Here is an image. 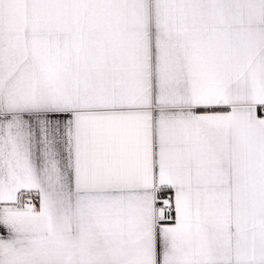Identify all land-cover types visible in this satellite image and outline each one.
<instances>
[{
    "label": "snow or ice",
    "instance_id": "6c2138e0",
    "mask_svg": "<svg viewBox=\"0 0 264 264\" xmlns=\"http://www.w3.org/2000/svg\"><path fill=\"white\" fill-rule=\"evenodd\" d=\"M0 264H264V0H0Z\"/></svg>",
    "mask_w": 264,
    "mask_h": 264
}]
</instances>
